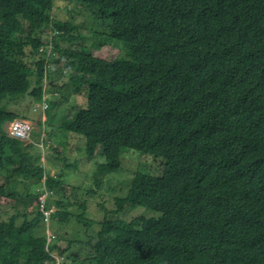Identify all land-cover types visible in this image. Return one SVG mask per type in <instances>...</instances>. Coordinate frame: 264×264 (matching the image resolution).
<instances>
[{"label": "trees", "instance_id": "obj_1", "mask_svg": "<svg viewBox=\"0 0 264 264\" xmlns=\"http://www.w3.org/2000/svg\"><path fill=\"white\" fill-rule=\"evenodd\" d=\"M57 1L0 0V103L40 104L53 87L70 89L73 117L58 128L79 137L87 157L100 146L106 171L119 168L122 150L161 161L158 175L134 174L112 213L157 216L139 229L105 219L85 237L94 223L86 204L75 216L49 199L57 181L27 152L33 145L5 128L25 117L0 106V209L2 199L38 208L44 185L45 209L58 208L48 221L85 227L60 249L42 215L14 205L0 213V264H264V0H62L103 26L121 57L71 48L76 27L53 17ZM47 27L70 46L44 57ZM14 176L39 185L26 202L6 188ZM106 237L125 252H108Z\"/></svg>", "mask_w": 264, "mask_h": 264}, {"label": "rangeland", "instance_id": "obj_2", "mask_svg": "<svg viewBox=\"0 0 264 264\" xmlns=\"http://www.w3.org/2000/svg\"><path fill=\"white\" fill-rule=\"evenodd\" d=\"M52 14L55 19L60 21L68 19L76 27L72 34L77 36V41L71 45V48L84 46L95 57L124 56V49L120 43L104 38L101 35L104 27L94 22L89 14L78 5L58 0L54 4ZM28 19L30 20V18ZM53 33L54 31L51 27H47L44 30L42 43L45 46L40 50L45 54L44 57L54 51L55 45L56 48H68L70 46L66 40L52 41L51 36ZM28 53L29 47H26L25 54L28 55ZM27 63L34 68V62L30 58H28ZM67 75L68 71L65 70L63 72L64 78ZM58 85L61 84L58 83ZM73 94L70 89L64 90L62 86L53 87L47 92L46 98L47 100L50 98L49 100L53 101L55 106H48L47 110L40 108L43 102L36 104L27 96L7 99L6 102L0 103V106L25 117L21 121L24 120L23 122L28 126V136L22 142L33 145L28 148L27 152L32 156L37 166H42V169L53 177V181H57L54 183L55 192L49 199L53 203L61 202L75 216L83 215L82 209L76 207L77 204H86L84 216L94 223L92 228L86 232L85 237L90 235L92 231L95 236L98 229H100V222L105 219L111 222L124 220L139 229L143 219L157 216V214L140 208L131 209L127 206L122 212L112 213V211L116 210L115 200L125 197L129 182L135 173L142 172L158 175L160 167L157 162L160 163L161 161L148 155L122 150L119 168L115 171H106L101 167L104 164V158L101 154L100 146L97 147L92 157H87L84 142L79 137L61 131L58 128L61 120H70L73 117ZM47 115L49 116V118L47 117L48 122L45 121ZM5 128L10 131L11 126L6 125ZM7 168L10 169L9 166ZM4 182V179L0 177V186ZM6 184V188H13L12 190L17 194L19 202H26L28 195L35 194L36 189L39 187L35 181L23 180L20 176L12 177ZM1 202L6 204L0 209L2 219L13 213L12 207L14 205L18 211L26 210L27 213L31 214L32 212L30 211L36 210L39 215L45 218L44 198L41 195L39 196L41 207L39 206L38 208L35 205L24 207L20 203H9L7 199H2ZM52 206V213L55 214L58 208L56 204ZM45 223L48 224L50 233L55 230L58 235L62 236V239L56 243L60 249H65L68 242L75 241L79 238V235H81V239L84 238L82 235L85 227L82 224L76 225L72 223L61 226V224L55 225L51 220H45ZM102 230L105 233L107 232V230ZM106 238L105 244L108 252L118 255H122L125 252L126 244L124 242L121 240L116 241L113 237ZM49 241L51 242V240Z\"/></svg>", "mask_w": 264, "mask_h": 264}, {"label": "built area", "instance_id": "obj_3", "mask_svg": "<svg viewBox=\"0 0 264 264\" xmlns=\"http://www.w3.org/2000/svg\"><path fill=\"white\" fill-rule=\"evenodd\" d=\"M48 55L46 57H48ZM45 99H46V96L43 98V105L40 106V108H42L43 110L47 108V104L45 103ZM8 125H9V127L11 126V129H9L10 131H7V132L11 137H13L15 139L23 140L28 136V126L23 121L10 122ZM40 191H41L40 195L42 198H44V204H45V201H46L48 194L46 192L44 185L42 186ZM38 201H39V198H38ZM39 206L41 207L40 202H39ZM44 208H45V205H44ZM44 210H46V209H44ZM52 212H53L52 209L45 211V214H44L45 220L48 221Z\"/></svg>", "mask_w": 264, "mask_h": 264}, {"label": "bare ground", "instance_id": "obj_4", "mask_svg": "<svg viewBox=\"0 0 264 264\" xmlns=\"http://www.w3.org/2000/svg\"><path fill=\"white\" fill-rule=\"evenodd\" d=\"M47 207V206H46ZM48 210V209H47ZM46 211V210H45ZM53 211V210H52Z\"/></svg>", "mask_w": 264, "mask_h": 264}]
</instances>
